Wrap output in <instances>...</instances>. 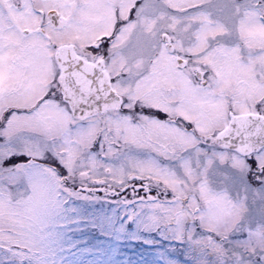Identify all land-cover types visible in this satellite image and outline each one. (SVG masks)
Segmentation results:
<instances>
[{"label": "snow or ice", "instance_id": "1", "mask_svg": "<svg viewBox=\"0 0 264 264\" xmlns=\"http://www.w3.org/2000/svg\"><path fill=\"white\" fill-rule=\"evenodd\" d=\"M58 7L59 0H52L49 18L54 26L60 22ZM156 16H164L175 27L150 34L138 28ZM237 18L264 22V0H199L181 12L170 11L164 0H132L127 14L118 15L112 32L98 43L82 50H57L51 82L33 108L5 109L0 114V167L12 169L26 165V177L47 188L51 196L47 219L64 196L90 192L95 186L114 194L135 188L137 202L156 214L177 203L183 206L184 201L174 199V190L161 191L147 173L172 176L179 165L189 164L193 151L204 153L206 161L226 154L246 161L247 179L264 187V167L260 163L264 159V115L247 120L226 115L221 127L201 139L197 122L182 114L210 99L212 72L201 61L227 51L232 43L227 36L213 38L208 34L219 32L223 22ZM130 28L137 30L127 43H122ZM195 49L201 51L195 52ZM156 59L165 65V73L157 70L146 74L132 70L136 64L145 61L152 64ZM125 63L130 69L127 73L112 74L113 66ZM163 74L181 82L183 87L165 94L156 87V81ZM131 85H137L146 95L137 98L132 92L124 94ZM257 110L264 111V105L258 104ZM49 112L71 116L76 124L61 139L28 136L14 141L8 138V124L14 116L47 121ZM202 119L211 122L214 117L209 114ZM102 120L124 129L125 138L108 139L103 133L96 136L88 144L87 154L79 167H73L72 152L79 146L71 137H84ZM167 132L194 138L195 148L186 150V155L176 156L175 150L160 143V139H166ZM128 136L133 137L135 143H129ZM133 149L145 152L147 158L128 155ZM114 159L123 160L121 166H114ZM85 171L87 175H80ZM216 178L225 186H235L239 182L225 168L219 169ZM20 187L23 185H18ZM141 191L145 195H139ZM212 211L209 209L208 213ZM197 223L193 222L192 228H196ZM45 225L42 223L37 230L26 234L20 243L0 247V264H16L17 261L40 264ZM208 235L215 239V234ZM247 236L242 228L234 239ZM243 262L242 257L237 264ZM250 264H264V255L251 260Z\"/></svg>", "mask_w": 264, "mask_h": 264}, {"label": "rangeland", "instance_id": "2", "mask_svg": "<svg viewBox=\"0 0 264 264\" xmlns=\"http://www.w3.org/2000/svg\"><path fill=\"white\" fill-rule=\"evenodd\" d=\"M176 1V0H175ZM189 1V0H186ZM199 1V0H198ZM185 3V2H183ZM164 18V16H163ZM229 21H226L225 23L227 24ZM85 24V22H83ZM237 30L249 37V42L250 44H262L264 43V26L260 25V23H253L250 22L246 19H240L237 18V21L235 23ZM229 26V25H227ZM159 29H163L164 25L161 24V26H158ZM225 29V28H224ZM229 33H231L230 28ZM106 28H96L93 30L90 34L84 35L81 32H76L75 29L68 30L64 29L63 31L59 32L56 31L55 33V40L59 41L60 39L65 40V41H70V38L73 36V34L77 33L78 34V40L81 41L82 43H87L91 41L95 35L98 33H102L105 31ZM75 32V33H74ZM223 32H226L223 30ZM151 33V32H150ZM148 33V34H150ZM67 39V40H66ZM60 42V41H59ZM15 40H13V43H11V46L16 48V52H20L19 50H24L32 47L36 51H38L42 47V43L40 42H31V43H25L23 42L22 45L20 46L19 43H16V46L14 45ZM3 44V43H2ZM9 50H5L0 48V69L2 70L0 73V92H2L4 88V94H6V97H8L6 103L9 105H15L16 103L20 105H30L31 102L29 101V98L26 96L23 97L22 99L21 95H19V98L16 99L15 96H12L13 92L16 90L25 92L27 91H33V94L31 95V98L33 99L35 96H41L45 93L47 90V85L49 82H51L52 79V72L49 70L48 65L46 63V60H44L43 67L40 66V69L37 72V75L40 77H36L35 81L34 77L30 75L29 80H25L26 72L23 71L22 74H20L21 71L14 73L12 71V74L7 73L5 71V65L7 60L4 59V56L6 52ZM2 57V58H1ZM2 59V61H1ZM6 61V62H5ZM213 63L216 64L215 68L216 69H228L224 67L223 60L219 59H214L212 61ZM252 69L246 70V73L250 71L251 74L250 77L248 76L249 81H253L255 83L260 84L261 81L264 79V56L262 58H258L255 60L254 64L252 65ZM241 67H235L236 71L234 70L235 73H244L245 69ZM244 70V71H243ZM34 73V70L32 71ZM36 75V76H37ZM218 77H220L219 74H216ZM237 75V74H236ZM246 75V74H245ZM21 77V81H19V78ZM237 78L240 80H236L233 78V81L235 84L239 85V88L241 89H246L245 87H242L241 81H244V77L237 76ZM261 78V79H260ZM264 81V80H263ZM44 84V85H42ZM45 86V87H43ZM40 87V88H39ZM12 88V92H10V89ZM44 88V89H43ZM216 89L221 90V86H217ZM248 92L247 94H239L238 97L236 95H233V102H235V105H238L237 107L240 106L242 109V112L244 111H251L252 106H251V100L252 98L256 95L252 93L251 88L247 87ZM25 90V91H24ZM250 92V93H249ZM251 94V95H249ZM15 95V94H14ZM2 96V94H1ZM0 96V97H1ZM210 99H213L216 95L215 94H209ZM208 100L204 104H199L196 106V114L189 113L186 111V113L191 116V118H196L200 119L204 115H211L214 117V120L208 123V128L211 130L217 129L222 126L224 123L221 122L218 124V117L221 118V115L223 114V101L220 102H212V100ZM219 105V111L214 110V105ZM1 112V109H0ZM54 114H57L55 112H49L48 116L49 119L47 121H40L36 120L35 118L24 116V115H18L14 116L15 123H25L27 122L28 125L32 126H41L42 129H47L48 132L50 131V125L52 123ZM62 115V114H61ZM53 116V118H50ZM199 118H198V117ZM67 116L62 115V118L60 119L61 122L66 118ZM58 120V118H56ZM11 125L13 124L12 119L10 121ZM54 125V123H52ZM113 126V125H111ZM207 128V127H206ZM110 131L115 132V134L118 135L120 139L125 138V132L124 129H109ZM118 130L120 132H118ZM120 134V135H119ZM49 136H55V133H50ZM174 138L175 135L173 136ZM81 136H76V138L71 137V140L78 145L79 147L72 152V158H73V167H79L80 162L83 160L85 154H84V147L88 146L87 142H83L81 140ZM130 138L131 140L134 139L131 136H128L127 139ZM153 138L156 139L157 136L156 134H153ZM174 138L170 136L169 141L166 142V145H171L175 143ZM178 140V139H177ZM179 141V140H178ZM84 154L83 158L80 160H77L75 157L76 156H82ZM140 155V154H139ZM229 156H232L231 154H226ZM228 157H223L222 160L218 161L220 163H217L214 158L210 160H205L204 165L197 166V165H192V161L189 162L187 166H182L180 168V174L178 168L175 169L174 175L170 176V181L167 179L165 175H161L156 172H148V175L154 176H159L163 177L165 179V182H161V185L158 184L156 181H153V184L159 185L160 188H164L166 190H174L175 191V196H181V198H186V204H181L177 203L174 207H168V208H162L160 211L156 213L152 212L150 209L145 207L143 204L141 206H138V209H133L132 206L130 207H125L123 204H119V199H116L117 201V207L119 205V208L121 211L126 212L128 215L131 214H136V220L134 222L135 227L134 229L138 230L139 228H144V229H152L154 227H162V225L166 227H162L165 231L164 235L167 237H170L171 235L175 237L176 235H180L181 233H184L187 231L184 226H181L184 223V217L191 221L193 217L198 213H192L195 212V203L199 202L197 198H202V200H207L208 202H205V205L208 207L205 212L206 215L205 217H199L202 219L200 223H203V226L208 229L212 234L220 233L224 237L227 236L228 233H231L234 231V228H232V222L231 219H228L226 217H223L224 211L226 210H231L234 209L236 214H233L234 216L236 215L238 218L243 217L246 219L250 224L249 227L246 226L247 228V233H248V238L244 239L243 241H240L236 247L231 248V252L235 253V259L240 260L242 257L244 258V261L250 262L253 260V257L255 258V252L256 250L254 249L251 253L247 252V250L243 247L244 244H246L249 240H251L253 237L259 238L261 236H264V187L258 185V186H252L250 181H247L246 176L248 172V167L246 164L243 163V165L237 164L235 161L230 160ZM233 157V156H232ZM136 158V157H134ZM236 159L240 160V158L235 157ZM138 159V158H137ZM139 159L141 157L139 156ZM230 162H225V161ZM203 163L204 161L201 160ZM123 163V160L117 159L116 163H113L114 166L119 167ZM261 166L264 167V159L260 161ZM225 168L231 172L232 175L238 178V184L235 186L228 185L225 186L220 180L216 178L217 173L219 169ZM86 175L87 172L85 171L84 173H80V175ZM189 176V178H185L184 176ZM26 177V175H25ZM150 177V176H149ZM194 177V178H193ZM27 178V177H26ZM189 181V182H187ZM167 184V185H166ZM76 186L80 187L79 184ZM209 187L210 189L213 190H221V194L223 196H215L213 193L211 194L210 190L207 189ZM45 193H40V194H32V189L31 191L28 190H23L20 194H15V197L18 199H14L13 201H16L21 207L16 208L13 207L7 203H5L4 200H0V242H2L4 245H15L17 243H20L23 239H25L26 235L25 233L27 232V228H24L21 223H28L27 227L29 229V232H33L37 230L42 223H46L45 225V230L43 233V240H42V257L40 258V264H47L50 260H53L54 256L57 257H62L64 255H61L60 250L62 249V243H67L66 241H70L68 237H65L63 234L62 237L59 234L60 229L63 230H68L70 228V224L68 222L73 221V219H78V215L82 214L81 213V208L79 206L76 207L74 210L73 207L68 208L67 210L63 209L62 207L60 208L59 206L55 209V211L51 214L49 219H47L48 215L50 214L51 210V196L47 190L45 189ZM202 190V191H201ZM204 192V193H202ZM82 195V194H79ZM84 195H89V194H84ZM95 197H101L99 194H91ZM89 195V196H91ZM235 196L237 199H239V203L237 204H232L231 199L232 197ZM65 197V196H64ZM63 197V198H64ZM86 197V196H83ZM82 197V198H83ZM88 198V197H86ZM181 198H178L181 200ZM223 199V201H219V199ZM90 199V198H89ZM93 200H99V198H92ZM2 201L4 202L2 204ZM40 201H43L40 203ZM233 202H237L233 200ZM230 204L235 205L238 208L231 207ZM212 207V208H211ZM58 208L61 210H65L66 214H61L62 212H58L61 215H57ZM212 209L213 211L211 214L208 215V210ZM231 211L230 213H232ZM228 213L227 217L232 215ZM238 214V215H237ZM57 216H61V223ZM163 216H172L173 217V223H161L160 222V217ZM233 216V217H234ZM231 217V218H233ZM97 218V219H96ZM95 220H98V229L103 231L106 228H112L113 229V219L114 215H108L106 218L100 216L99 218L96 215ZM198 219V218H197ZM196 219V222H197ZM89 221V220H88ZM179 221V223H178ZM117 229V227H115ZM3 230H9L10 232H2ZM202 229L199 228L197 231L196 235H194L195 232H192V229H188L189 231V236H190V242L185 245V251H190L191 253L194 252V255L197 257L200 253L202 254L201 256H204L203 259L200 261H205L207 264H213L216 261V258L218 257V252H224V250L218 251V249L215 248L214 242L210 236H207L203 232H201ZM2 232V233H1ZM222 236V237H223ZM217 244V242H216ZM220 246V244H217ZM7 247V246H5ZM205 248L208 249V251L205 250ZM230 248V247H229ZM241 248V249H240ZM89 249H81L80 253L84 254L88 257L89 254ZM60 253V254H59ZM65 253V252H63ZM197 254V255H196ZM204 254H212V258H207ZM228 255H230L228 253ZM86 256H82L80 258L73 259V262L75 264H80L84 261ZM261 256V255H258ZM65 257V256H64ZM210 257V256H209ZM67 259L69 256L66 257ZM198 258V257H197ZM94 262V261H93ZM21 262L17 261L16 264H20ZM27 264V263H24ZM155 264V263H154Z\"/></svg>", "mask_w": 264, "mask_h": 264}, {"label": "clouds", "instance_id": "3", "mask_svg": "<svg viewBox=\"0 0 264 264\" xmlns=\"http://www.w3.org/2000/svg\"><path fill=\"white\" fill-rule=\"evenodd\" d=\"M160 222L173 223L174 221L172 216H163L160 217ZM243 247L249 253H251L255 249V255H264V236H261L259 238L253 237L246 244H244ZM231 251V249H226L223 253L218 254L215 264H237L239 260H233V256H235L236 254L232 253V255H228V253ZM243 264H250V262L244 261Z\"/></svg>", "mask_w": 264, "mask_h": 264}, {"label": "bare ground", "instance_id": "4", "mask_svg": "<svg viewBox=\"0 0 264 264\" xmlns=\"http://www.w3.org/2000/svg\"><path fill=\"white\" fill-rule=\"evenodd\" d=\"M93 18H94V14H90L89 15V21H88V23L86 24V26L84 25V26H82V27H80L79 29L81 30V31H83L84 33H88L89 32V30L91 29V28H93L94 26H96V23L95 22H93ZM104 25V24H103ZM102 25V26H103ZM93 26V27H92ZM40 66H42L43 67V65H37L36 67H35V69H34V73H33V77H34V80H33V82L35 81V79H36V75H37V72H38V70L40 69ZM1 69H0V73H1ZM225 76V75H224ZM214 108L216 109L217 108V105H215L214 106ZM250 118H252V117H247V118H243L242 120H247V119H250ZM218 121H220V120H218ZM202 125H205V123L204 122H202Z\"/></svg>", "mask_w": 264, "mask_h": 264}, {"label": "water", "instance_id": "5", "mask_svg": "<svg viewBox=\"0 0 264 264\" xmlns=\"http://www.w3.org/2000/svg\"><path fill=\"white\" fill-rule=\"evenodd\" d=\"M237 118H239V117H237ZM239 119H240V120H242V119H243V117H240Z\"/></svg>", "mask_w": 264, "mask_h": 264}]
</instances>
